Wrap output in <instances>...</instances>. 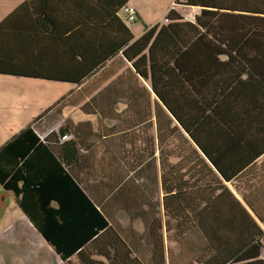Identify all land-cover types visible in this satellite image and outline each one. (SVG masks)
<instances>
[{"label":"trees","instance_id":"16d2710c","mask_svg":"<svg viewBox=\"0 0 264 264\" xmlns=\"http://www.w3.org/2000/svg\"><path fill=\"white\" fill-rule=\"evenodd\" d=\"M172 4L192 17L169 10L0 147L58 264H264V201L232 194L221 152L264 156V0Z\"/></svg>","mask_w":264,"mask_h":264},{"label":"rangeland","instance_id":"374dc122","mask_svg":"<svg viewBox=\"0 0 264 264\" xmlns=\"http://www.w3.org/2000/svg\"><path fill=\"white\" fill-rule=\"evenodd\" d=\"M54 2H57L59 9L64 3H72L78 17L92 21V25H88L90 28L83 31L79 42L83 47L80 52L83 53L84 49H88L86 52L93 63L100 60V57L96 56L97 53L109 60L129 44L131 36H139L145 28L163 23L169 10L174 9L182 16L192 12L191 10L181 11V6L172 4L173 0H27L26 2L16 0L11 7L17 4L25 7V12H18L29 15V17L26 14L24 16L27 17L29 28H31L36 18L45 17L47 12L53 11ZM9 4L10 0L8 3L0 0L1 15H4ZM131 8L135 11L136 22L127 21L130 15L128 10ZM12 16L10 15L9 21L5 19V23H0L5 25L6 29H8L6 25L12 26L14 23L18 32L12 35L23 34L29 30V28L25 30L24 22L18 26ZM3 18L4 16H0V20ZM136 31L139 32L138 35L134 33ZM28 35L20 42L13 40L7 43L0 38V123L3 125L2 128L0 126L2 129L0 146L5 144L8 136L25 129L32 119L76 88L77 83L83 80L80 73L76 71L61 77L52 72L47 73L44 69L40 70L38 50H40L42 38L34 37L30 33ZM18 49H22V56ZM9 64H14L16 70H8ZM74 112L75 110L68 109L65 115L72 116ZM0 205L5 207L7 218H11L16 211L13 197L4 194L1 189ZM3 226L4 222L0 227Z\"/></svg>","mask_w":264,"mask_h":264},{"label":"crops","instance_id":"0c3cea01","mask_svg":"<svg viewBox=\"0 0 264 264\" xmlns=\"http://www.w3.org/2000/svg\"><path fill=\"white\" fill-rule=\"evenodd\" d=\"M4 1L8 3L9 0ZM23 1L26 2L27 0ZM15 2L16 0H10V4L3 13L4 15L0 14V16H4V21L0 20V23H5V19H8L9 21V17L10 15L12 16V14H14L12 19L21 15H28L27 13H23L25 12V7L21 4L11 7ZM52 6L53 11L47 12L45 17L36 18L31 28H29V24L27 28H25V30L28 28L29 30L25 31L23 34L12 35L18 32V30H16L17 26L14 23L12 26L6 25L8 29L5 28V25L0 24V38L4 39L7 43H10L13 40L17 42L25 40V38L29 36L28 33L32 34L34 37L42 38L40 41V50H38L39 69H44L47 73L52 72L54 75L61 77L66 73L76 71L77 73H80L82 77L81 79H83L77 83L76 88L67 93L65 96H69L73 93L89 75L113 61L115 56L120 55L122 50L132 44L143 34L142 33L139 36H131L129 44L109 60H106V58H103L100 53H97L96 56L100 57V60L93 63L86 52L88 49H84L83 53L80 52L83 47L82 43L79 42L81 35L84 33L83 31L86 28H90L88 25H92V21L87 20L86 18L78 17L74 12V5L72 3H64L63 7L60 9L57 2H54ZM184 17L189 18L192 16L187 15ZM106 20L110 19L106 18ZM134 33L137 35L139 34L138 31ZM18 51H20L22 56V49H18ZM7 69L14 71L16 70V67L14 64H9ZM81 88L82 86L79 89ZM85 102L80 104V106ZM80 106L73 108L75 112L72 116L67 114L65 115V109L64 116L71 119L73 122L87 120L94 121L91 116L84 114L81 110H79ZM0 126L1 128L3 127L2 123H0ZM1 131L2 129H0V132ZM14 135L15 134H11V136H8L4 143L9 141ZM221 152L228 175L231 176L230 182L225 183V185L232 192V194L238 200L247 199L249 201H264V156L253 162L248 168H244L243 165L236 163V158H230L227 156L225 148L221 149ZM250 153L251 155L257 154L256 151H250ZM251 169H255V171H252ZM235 184L239 186L240 194L235 190ZM1 191L12 197V195L5 193L2 189ZM260 209H258V212ZM6 215L7 211L5 207L0 205V226L1 223L4 222V226L0 227V264H58L52 259V257L42 250L40 240L31 231L24 215H22L17 208L11 218H7ZM25 239H33L31 246L25 247ZM262 258L264 259V257Z\"/></svg>","mask_w":264,"mask_h":264},{"label":"built area","instance_id":"2783aa9c","mask_svg":"<svg viewBox=\"0 0 264 264\" xmlns=\"http://www.w3.org/2000/svg\"><path fill=\"white\" fill-rule=\"evenodd\" d=\"M128 12L130 13V15H129V18L127 19V21H128V22H135V16H134L135 11L131 8V9L128 10ZM15 20H16L18 26H19L22 22H24V23L26 24L25 28H26L27 25H28V19H27V17L24 16V15H23V16L21 15V16H19V17H16ZM65 139H66V137H62V140H65Z\"/></svg>","mask_w":264,"mask_h":264}]
</instances>
